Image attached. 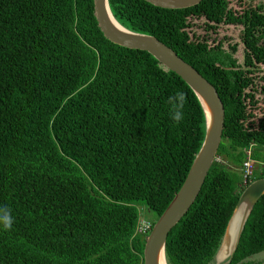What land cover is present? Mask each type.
Masks as SVG:
<instances>
[{"label":"trees","instance_id":"trees-1","mask_svg":"<svg viewBox=\"0 0 264 264\" xmlns=\"http://www.w3.org/2000/svg\"><path fill=\"white\" fill-rule=\"evenodd\" d=\"M227 5L201 0L166 10L107 0L121 27L172 50L222 104L215 158L167 234L166 264H210L243 189L245 152L264 167V131L246 126L244 94L246 75L264 66V41L247 40L241 30L240 65L234 45L224 50L220 41H193L188 31L195 20L204 28L245 27L247 13L226 14ZM176 91L187 96L179 124L168 103ZM203 134L191 90L145 52L105 40L92 0H0V207L14 219L10 230L0 225V264H142L145 237L134 233L139 208L152 226L181 186ZM252 166L246 185L264 177ZM261 251L264 195L228 264H261L245 260Z\"/></svg>","mask_w":264,"mask_h":264},{"label":"water","instance_id":"water-1","mask_svg":"<svg viewBox=\"0 0 264 264\" xmlns=\"http://www.w3.org/2000/svg\"><path fill=\"white\" fill-rule=\"evenodd\" d=\"M160 9L182 10L196 6L201 0H142ZM92 12L96 27L109 43L121 48L142 51L153 58L164 69L176 75L191 90L201 109L204 119V134L185 178L166 208L152 224L144 239L142 264H166L164 244L167 234L185 215L195 200L211 166L218 148L223 128L222 104L213 89L192 67L179 59L175 53L147 35L125 30L111 16L107 0H92ZM264 195V177L249 182L241 190L227 220L219 244L210 264H228L236 249L244 223L256 201ZM242 202L247 203V211L237 225L236 217ZM259 253H264L261 251ZM253 254L246 261H253ZM264 259V254L260 255ZM264 264V262H261Z\"/></svg>","mask_w":264,"mask_h":264},{"label":"rangeland","instance_id":"rangeland-1","mask_svg":"<svg viewBox=\"0 0 264 264\" xmlns=\"http://www.w3.org/2000/svg\"><path fill=\"white\" fill-rule=\"evenodd\" d=\"M226 2L228 4L225 9L226 14L231 13L239 15L242 12L247 13V19L249 21L245 27L221 25V23H217L212 27L204 28L205 23L203 20H195L191 23L192 27H190L188 31L193 41L206 40L207 44H214L213 46L220 41L224 50H228V46L234 45L235 52L233 58L237 63L242 65L243 47L239 39L241 30L246 32L247 40L264 41V23H259V21H257L258 19L263 20L264 0H226ZM261 5L263 8L259 9ZM246 77L248 82L244 94L246 95L245 103L249 104L246 108V114L251 116H247L246 126L253 131H264V90H261V88H264V66H259L257 72L247 74ZM251 165H253L252 171L254 173H259L261 171L264 173V167L261 168L252 161ZM139 212L142 217L146 215V217L151 219V215L144 214L140 211V208ZM262 254L264 253L253 256L252 258L255 257V259L252 262H264V259H262L263 257L260 256ZM214 263L215 262H213V264Z\"/></svg>","mask_w":264,"mask_h":264},{"label":"clouds","instance_id":"clouds-1","mask_svg":"<svg viewBox=\"0 0 264 264\" xmlns=\"http://www.w3.org/2000/svg\"><path fill=\"white\" fill-rule=\"evenodd\" d=\"M187 102L186 93L183 91H176L172 96L168 98L170 105L171 119L179 124L184 120V107ZM247 203L242 202L240 206V212L237 214V225L243 219V213L247 211ZM14 223L13 216L7 207H0V225L4 230H10Z\"/></svg>","mask_w":264,"mask_h":264},{"label":"built area","instance_id":"built-area-1","mask_svg":"<svg viewBox=\"0 0 264 264\" xmlns=\"http://www.w3.org/2000/svg\"><path fill=\"white\" fill-rule=\"evenodd\" d=\"M249 155H250L249 151H246L245 160L242 163V170H243L242 171V185L243 187L246 186V182L248 181V178L251 172V161H250ZM150 228H151V225L149 224V222L145 220L144 218H142V216L139 214L138 222H137L134 233L136 235L146 237L147 234L149 233Z\"/></svg>","mask_w":264,"mask_h":264}]
</instances>
